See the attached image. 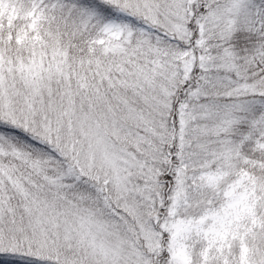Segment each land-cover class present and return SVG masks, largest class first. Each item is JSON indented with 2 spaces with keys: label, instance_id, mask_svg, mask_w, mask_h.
I'll return each mask as SVG.
<instances>
[{
  "label": "snow or ice",
  "instance_id": "6c2138e0",
  "mask_svg": "<svg viewBox=\"0 0 264 264\" xmlns=\"http://www.w3.org/2000/svg\"><path fill=\"white\" fill-rule=\"evenodd\" d=\"M0 264H264V0H0Z\"/></svg>",
  "mask_w": 264,
  "mask_h": 264
}]
</instances>
